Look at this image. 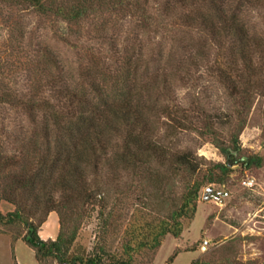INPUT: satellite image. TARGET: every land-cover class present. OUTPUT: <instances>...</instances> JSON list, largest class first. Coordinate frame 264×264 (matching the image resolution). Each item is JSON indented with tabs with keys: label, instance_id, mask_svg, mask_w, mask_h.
<instances>
[{
	"label": "rangeland",
	"instance_id": "obj_1",
	"mask_svg": "<svg viewBox=\"0 0 264 264\" xmlns=\"http://www.w3.org/2000/svg\"><path fill=\"white\" fill-rule=\"evenodd\" d=\"M111 1L91 4V11L74 23L53 11L40 13L28 6L0 5V92L10 91L21 101L0 105V163L13 160L9 174L18 170L22 158L31 156L32 150L42 154L46 142L50 152L58 148L65 124L71 129L79 124L64 118L65 124L48 127L46 141L40 117L36 122L30 120L22 103L50 97V92L58 105L64 86L94 102L91 85L108 89V83L124 71L133 74V103L156 107L147 117L153 138L162 136L164 123L167 127L171 116L183 118L203 110L227 142L240 114L246 119L239 136L240 155H259L264 160V88L245 112L241 100L220 78L225 74L232 80L236 73H246L245 62L232 53L231 39L202 30L197 19L195 24L186 21L196 18L198 11L204 13L201 1L194 0L191 6V0H126L145 7L151 18L146 22L132 7L111 11ZM222 2L228 16L236 12L247 35V53L263 72L264 0ZM150 82L156 90L144 92V83ZM98 128L95 125L91 130ZM109 139L113 151L119 139ZM179 139L177 149H189L200 159L201 176L214 164L229 162L209 139L195 132H182ZM171 143L167 138L166 144ZM31 166L35 168V164ZM231 168L222 185L211 184L201 190L196 211L184 221L181 236L166 237L155 254L137 257L136 264H191L197 259L201 264H264V163L245 170L235 162ZM83 174L93 198L80 209L82 217L65 257L69 261L99 257L106 262L114 254L119 256L133 210L146 199L139 177L121 167L109 173L104 164L96 168L88 165ZM248 179L254 181L250 188L243 185ZM58 193L54 195L58 197ZM14 209L10 203L0 202L2 214ZM58 233L59 218L51 212L37 235L50 241ZM12 234H0V264H57L51 259L38 263L34 250L22 238L14 242ZM205 240L210 243L206 251Z\"/></svg>",
	"mask_w": 264,
	"mask_h": 264
},
{
	"label": "trees",
	"instance_id": "obj_2",
	"mask_svg": "<svg viewBox=\"0 0 264 264\" xmlns=\"http://www.w3.org/2000/svg\"><path fill=\"white\" fill-rule=\"evenodd\" d=\"M195 1H201L205 11H198L196 18L186 19L187 23L195 24L197 19L202 30L231 39L232 53L245 62V76L236 73V78L231 80L222 74L220 78L224 83L226 80L225 85L241 100L239 103L246 112L255 97L263 93V68H256L251 55L247 53V35L238 22L236 12L228 16L222 0ZM97 2L102 5V0H0V5L28 6L40 13L53 11L55 15L74 23L85 17L92 9L90 5ZM193 2H189L191 6ZM110 5L111 11L132 7L145 22L151 19L145 7L135 6V3L114 0ZM129 62H126L128 66ZM132 79L133 74L124 71L111 84L108 83V89L105 85L98 88L91 85L94 102L64 86L60 99L63 102L59 100L58 105H54L57 99L50 92V97L22 103L30 120L36 122L40 117L46 141L48 127H58L61 122L64 123V118H73L79 123L73 129L64 123L66 126L61 142L57 141L60 142L58 148L54 147L50 152L51 148L46 142V150L42 154L37 155L36 150H32V157L28 155L22 158L23 162L13 174L8 172L9 167L14 165L13 160L5 161L1 157L4 162L0 163V202L10 203L15 209L6 214L0 211V234L13 233L14 242L22 238L34 250L38 263L51 259L57 264H136L137 257L155 254L166 237L178 239L181 236L184 221L189 220L196 211L201 190L211 184L222 185L235 162L245 170L263 166V157L259 155H240L239 136L246 126L245 116L240 114L227 142L220 138L211 115L203 110L192 111L193 114L184 115L183 118L169 116L170 122L167 127L164 123L162 136L153 138L147 117L152 110L156 111V107L149 109L133 103ZM155 87L151 82L148 85L144 83L143 90L154 91ZM18 102L21 101L12 92H0V105ZM95 125L99 128L91 130ZM186 131L209 139L223 156L229 158V162L216 163L201 176V163L197 155L189 149L175 147L180 141L179 135ZM110 137L119 139L113 151ZM167 138L171 144H166ZM33 147L37 148V145ZM234 153H237L236 157ZM32 164H35V168ZM103 164L109 173H115V169L121 167L129 175L139 177L146 201L133 210L123 233L124 242L119 256L114 254L106 262L99 257L69 261L65 251L75 239L81 211L93 198L83 174L84 169L88 165L96 168ZM5 169L7 171L4 173ZM55 192H59L58 197L54 195ZM51 212L58 215L59 233L55 240L42 241L37 229ZM191 264L201 263L197 259Z\"/></svg>",
	"mask_w": 264,
	"mask_h": 264
},
{
	"label": "built area",
	"instance_id": "obj_3",
	"mask_svg": "<svg viewBox=\"0 0 264 264\" xmlns=\"http://www.w3.org/2000/svg\"><path fill=\"white\" fill-rule=\"evenodd\" d=\"M253 184H254V181L253 180H249L248 179L246 181H243V185L246 186V187H249V188L252 187ZM209 244H210L209 241L205 240L203 242V246H204L203 250H205L208 247Z\"/></svg>",
	"mask_w": 264,
	"mask_h": 264
},
{
	"label": "water",
	"instance_id": "obj_4",
	"mask_svg": "<svg viewBox=\"0 0 264 264\" xmlns=\"http://www.w3.org/2000/svg\"><path fill=\"white\" fill-rule=\"evenodd\" d=\"M237 153H234V155L236 156ZM210 190V187L207 188V191ZM206 198V195H204V199Z\"/></svg>",
	"mask_w": 264,
	"mask_h": 264
}]
</instances>
